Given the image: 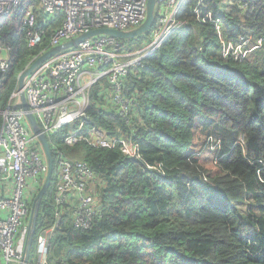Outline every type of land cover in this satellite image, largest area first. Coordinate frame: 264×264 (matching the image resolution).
<instances>
[{"label":"trees","instance_id":"obj_1","mask_svg":"<svg viewBox=\"0 0 264 264\" xmlns=\"http://www.w3.org/2000/svg\"><path fill=\"white\" fill-rule=\"evenodd\" d=\"M198 1L183 2L178 20L185 27L122 79V95L133 101L130 125L105 107L106 92L91 90L92 124L129 136L143 162L119 150L64 148L71 157L83 151L101 209L86 230L67 214L55 222L52 177L30 263L40 233L57 223L49 264H264V41L245 59L222 57L212 24L192 13ZM198 9L220 20L225 43L264 38V0H202ZM27 11L40 34L33 46L23 26ZM60 23L46 20L38 0L0 18L9 66L0 72V124L18 75L48 49ZM146 37L123 42L132 48ZM157 164L161 171L147 168Z\"/></svg>","mask_w":264,"mask_h":264},{"label":"built area","instance_id":"obj_2","mask_svg":"<svg viewBox=\"0 0 264 264\" xmlns=\"http://www.w3.org/2000/svg\"><path fill=\"white\" fill-rule=\"evenodd\" d=\"M24 1L0 0V18L17 13ZM147 1L38 0L46 20H61L48 49L42 54L94 30H136L146 19ZM184 1L159 0L154 24L139 46L131 48L122 40L103 35L92 37L60 51L26 78L22 88L26 104L48 142L53 171L55 163L56 171L52 175L55 222L67 214L74 228L86 230L99 212L92 193L94 174L84 163L68 160L64 148L85 144L94 149L119 150L124 157L143 162L137 143L129 136H112L92 124L87 114L90 92L94 87L103 89L107 94L105 107L130 125L133 101L123 97L122 79L141 67L145 58L185 27L186 23L178 20ZM201 1L197 2L192 13L198 22L212 24L221 44L222 57L238 61L261 48L264 38L254 45L248 40L238 44L225 43L220 20L213 18L211 13L200 15ZM23 20V26L29 28L26 33L28 46L36 45L40 34L32 30L35 17L27 11ZM8 68V59H0V72H6ZM1 118L0 182L6 181L8 187L6 190L0 188V255L2 264H23L32 208L48 166L42 145L21 109L16 88L10 94ZM72 126L74 128L70 129ZM66 128L70 130L63 134ZM147 168L161 171L158 164ZM28 182L33 187L30 195L25 194ZM56 225L40 233L36 254L28 264H49L48 246Z\"/></svg>","mask_w":264,"mask_h":264},{"label":"water","instance_id":"obj_3","mask_svg":"<svg viewBox=\"0 0 264 264\" xmlns=\"http://www.w3.org/2000/svg\"><path fill=\"white\" fill-rule=\"evenodd\" d=\"M158 2H159V0H148L147 1L146 19H145L144 23L140 27H138L136 30H133L130 32H119V31L109 30V29H98V30L91 31L85 35H82V36H79L78 38L73 39L70 42L59 45L57 47H54L50 51L40 55L33 62H31V64L29 66H27L18 75L16 90L19 94L21 109L26 116V119L30 125V128H31L33 134L38 138L39 142L42 145L44 155H45L46 160H47V166H48V173L45 177V180H44L40 190L38 191V193L35 197L34 206L32 208L31 218H30V232H29L27 242H26L25 259H24L23 264H28L30 250H31L32 241H33L34 228L36 225V217H37L38 209H39V206H40V203H41L43 197L45 196V194L48 191V188H49L50 183H51L52 175H53V159H52V155H51V152H50V149L48 146V142H47L44 134L42 133V131L38 127L36 121L34 120V117L30 113L29 108L26 104L24 94L22 92V88L24 86V82H25L26 78L29 75H31L33 73V71L36 70L43 62H45L49 58L55 56L60 51L66 49V48H69L71 46H75V45L79 44L83 40L103 35V36H108V37L114 38L116 40L130 41V40H133L139 36L147 35L149 30L152 28V26L154 24L155 9H156ZM0 59L3 61H7L8 54H7L6 50H1ZM100 209H101V207H98V210H100Z\"/></svg>","mask_w":264,"mask_h":264},{"label":"rangeland","instance_id":"obj_4","mask_svg":"<svg viewBox=\"0 0 264 264\" xmlns=\"http://www.w3.org/2000/svg\"><path fill=\"white\" fill-rule=\"evenodd\" d=\"M104 82V81H102ZM100 82V84L102 83ZM100 93L103 95L105 93V91L103 89L100 88ZM106 97V100H107V95L105 96ZM82 153L83 151L81 149H74V155L71 157L69 155L66 154V158L72 162H75V161H81V157H82ZM209 169H213L214 166L213 165H209L208 166ZM40 180H43V178H40ZM7 184H6V181H1L0 182V188H3V189H7ZM33 190V187L31 186V184L28 182V189L25 190V194L26 195H30V193L32 192Z\"/></svg>","mask_w":264,"mask_h":264}]
</instances>
